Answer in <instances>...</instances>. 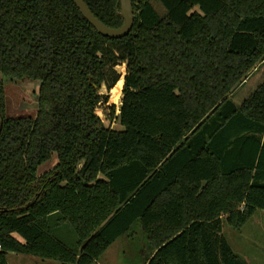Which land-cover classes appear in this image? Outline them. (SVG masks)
<instances>
[{
	"label": "trees",
	"instance_id": "1",
	"mask_svg": "<svg viewBox=\"0 0 264 264\" xmlns=\"http://www.w3.org/2000/svg\"><path fill=\"white\" fill-rule=\"evenodd\" d=\"M85 1L124 23L119 0ZM133 5L112 38L73 0L1 1L0 72L40 86L34 117L6 116L0 79V264H94L136 221L146 264H250L223 227L264 210V81L233 99L264 61V0Z\"/></svg>",
	"mask_w": 264,
	"mask_h": 264
},
{
	"label": "rangeland",
	"instance_id": "2",
	"mask_svg": "<svg viewBox=\"0 0 264 264\" xmlns=\"http://www.w3.org/2000/svg\"><path fill=\"white\" fill-rule=\"evenodd\" d=\"M260 69L248 83L238 89L233 95L235 102L240 104L248 95L251 87L264 75V61L257 64ZM120 66L119 70H125ZM256 69V68H255ZM255 71V70H254ZM253 71V72H254ZM6 91V116H35L39 106L40 81L31 78H11L0 72ZM114 91V90H113ZM110 92H106V95ZM115 94L109 96V102L120 104L122 91L115 89ZM101 106L104 101H101ZM111 110L99 108L98 113L106 124L119 128L120 124L113 118L110 119ZM118 110L115 111V115ZM113 115V117L115 116ZM57 155L43 163L42 171L51 170L55 167ZM223 233L229 240L236 253L244 257L250 264H264V210H257L249 220L240 228H235L224 222ZM151 252L139 221L134 222L129 235L119 237L101 256L99 264H146V257Z\"/></svg>",
	"mask_w": 264,
	"mask_h": 264
},
{
	"label": "water",
	"instance_id": "3",
	"mask_svg": "<svg viewBox=\"0 0 264 264\" xmlns=\"http://www.w3.org/2000/svg\"><path fill=\"white\" fill-rule=\"evenodd\" d=\"M0 0V4H1ZM82 14L88 19V21L97 29V31L105 36L112 38H121L128 35L134 26L135 10L133 0H119L121 3V15L124 18V23L121 26L114 27L104 23L99 17H97L91 10L85 0H73ZM257 67V66H256ZM108 93L107 95L112 94ZM114 94V93H113ZM3 128V117L0 119V134Z\"/></svg>",
	"mask_w": 264,
	"mask_h": 264
},
{
	"label": "crops",
	"instance_id": "4",
	"mask_svg": "<svg viewBox=\"0 0 264 264\" xmlns=\"http://www.w3.org/2000/svg\"><path fill=\"white\" fill-rule=\"evenodd\" d=\"M259 67H260V65H258L256 67L255 71L244 82V84L248 83V81L252 77H254L256 72L260 69ZM262 81H264V75L260 79H258V81H256V83L251 87L250 91H248V92L251 93ZM248 95H245V96L247 97ZM233 99L235 101L234 97H233ZM15 236H17L19 239L23 240V238L19 234L15 233ZM6 256H7L9 264H61V262H59L58 260L45 259V258H42L39 256L30 255V254H26V253H20V252H16V251H8ZM94 264H99V260L96 261Z\"/></svg>",
	"mask_w": 264,
	"mask_h": 264
},
{
	"label": "built area",
	"instance_id": "5",
	"mask_svg": "<svg viewBox=\"0 0 264 264\" xmlns=\"http://www.w3.org/2000/svg\"><path fill=\"white\" fill-rule=\"evenodd\" d=\"M2 248V246H1V243H0V249Z\"/></svg>",
	"mask_w": 264,
	"mask_h": 264
}]
</instances>
